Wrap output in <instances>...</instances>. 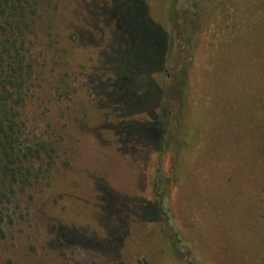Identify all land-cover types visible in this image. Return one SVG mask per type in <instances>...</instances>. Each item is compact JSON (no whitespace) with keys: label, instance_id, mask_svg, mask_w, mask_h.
Instances as JSON below:
<instances>
[{"label":"rangeland","instance_id":"1","mask_svg":"<svg viewBox=\"0 0 264 264\" xmlns=\"http://www.w3.org/2000/svg\"><path fill=\"white\" fill-rule=\"evenodd\" d=\"M118 2L58 0L27 37L22 142L49 151L37 164L39 180L2 210L0 264H126L162 248L159 230L155 239L145 236L160 126H149L144 109L129 117L127 136L109 125L119 120L110 114L116 90L109 84L118 58L111 5ZM182 5L148 6L169 35L174 65L190 60L180 25L172 24ZM234 5L201 33L194 59L190 83L200 107L187 126L192 136L203 134L200 148L177 176L172 152H164L161 175L175 176L176 223L207 261L264 264V36L229 32ZM126 231L128 239L115 240Z\"/></svg>","mask_w":264,"mask_h":264},{"label":"trees","instance_id":"2","mask_svg":"<svg viewBox=\"0 0 264 264\" xmlns=\"http://www.w3.org/2000/svg\"><path fill=\"white\" fill-rule=\"evenodd\" d=\"M149 1L119 0L117 5H111L118 32L115 47L118 58L113 65L115 75L109 83L116 90L110 114L119 120L109 125L127 136L133 125L129 117L144 109L142 114L147 113L151 118L149 126L158 124L161 130L156 147L159 158L148 179L154 204H146L151 214L147 221L152 226L145 236L148 240L155 239L153 229L159 230L162 248L143 251L141 260L126 264H212L200 254L194 238L178 227L171 205L170 187L174 177L190 166L203 137V134L192 136L187 126L200 107L190 79L196 66L194 59L202 53L201 33L216 23L223 7L233 4L236 7L230 33L243 37L255 31L260 37L264 36V0H182L185 7L181 6L180 14L175 13L172 24L180 25L181 45L190 60L177 65L171 63L169 35L149 16ZM57 2L0 0V215L18 189L39 180V173L35 172L37 164L43 153L49 151L45 143L36 147L23 144L22 108L32 68L27 61L30 43L27 37L35 30L40 13L50 12L49 8ZM166 151L172 152L177 164L171 180L161 175L160 159ZM128 232L115 240L124 242L129 238ZM0 234H3L1 230Z\"/></svg>","mask_w":264,"mask_h":264}]
</instances>
